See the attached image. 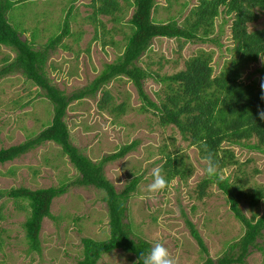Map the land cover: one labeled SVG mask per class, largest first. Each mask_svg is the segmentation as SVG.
Here are the masks:
<instances>
[{
	"label": "rangeland",
	"instance_id": "obj_1",
	"mask_svg": "<svg viewBox=\"0 0 264 264\" xmlns=\"http://www.w3.org/2000/svg\"><path fill=\"white\" fill-rule=\"evenodd\" d=\"M69 1L23 0L14 5L6 17L16 31H24L22 40L30 41L34 34L35 50H39L61 31L62 21L69 12ZM89 1H75L69 17V34L50 53L45 66L51 84L66 96L85 88L105 65L120 56L124 37L129 32L126 22L132 15V9H127L119 23L109 21L108 17H99L100 21L93 23L88 20L92 14ZM170 1L171 5L167 0H157L158 8L153 15L155 22L176 21L180 25L200 0ZM98 24H104L105 28L96 27ZM230 24L231 21L223 28L220 47L188 43L180 49V43L174 39L156 38L138 66L161 76H170L183 70L184 61L197 51L206 50L214 53L212 65L214 75H217L231 58ZM219 25H222V17L216 20V26ZM248 28L264 29V16ZM14 57L11 50L0 46V69L11 63ZM262 66V58L248 65L242 75L243 81L264 83V74L257 71ZM103 89L113 98L107 108L124 103L121 116L115 117L107 110H99L98 103L103 93L100 90L92 97L71 102L64 121L71 143L93 162L136 142L135 149L124 158L104 166L105 177L117 192L122 191L134 177L140 178L136 192L128 201L125 220L132 225L135 239L147 241L150 245L157 241L163 243L177 264H205L207 258L216 261L234 254L230 246L241 239L245 228L234 218L216 185H212L202 199H197L196 190L204 178L205 165L196 148L189 146V141L183 140L175 127L160 126L153 109L142 110V101L126 78L113 80ZM160 90V84L153 78L144 81V91L150 101L158 104ZM43 94L19 71L0 79V149L18 145L49 126L52 104ZM226 147L233 151L238 166L251 174V184L264 189V155L239 146ZM167 153L184 156L186 164L193 169L192 174L186 181L175 178L171 187L160 193H149L147 187L152 182L151 171L162 167ZM238 166L226 168L222 173L233 179L238 174ZM76 178L78 173L61 148L53 143H45L12 162L0 165L2 190L67 186L66 193L53 200L51 217L42 222L39 252L31 251L24 237L23 223L27 211L21 210L13 200L0 201V206L4 205V220L0 223V264H79L83 255V238L103 241L109 237L103 193L93 187L78 186L74 183ZM241 208L247 218L252 215L259 218L264 213V200L255 208L245 204ZM186 220L198 231L208 255L199 249ZM255 242L244 260L245 264H264V230ZM134 261L132 255L115 250L104 255L97 264H132Z\"/></svg>",
	"mask_w": 264,
	"mask_h": 264
},
{
	"label": "trees",
	"instance_id": "obj_2",
	"mask_svg": "<svg viewBox=\"0 0 264 264\" xmlns=\"http://www.w3.org/2000/svg\"><path fill=\"white\" fill-rule=\"evenodd\" d=\"M20 1L23 0H0V46L15 54L13 61L0 69V79L14 71L21 72L28 81L44 92V97L52 104V119L49 126L38 135L18 145L1 148L0 165L12 162L45 143H53L61 148L63 155L78 173L74 183L82 187H93L103 193L102 200L109 219V237L103 241L83 238V255L79 264H97L104 255L115 250L132 255L135 258L132 264H135L140 253H146L151 245L147 241L136 240L131 231L132 225L125 222L128 201L136 192L140 178L134 177L122 191L117 192L104 174V166L124 158L135 149L136 142L122 146L117 152L103 156L98 162L91 161L70 141L64 118L71 102L92 97L102 90L99 110H107L119 117L124 113V103L107 108L113 98L103 88L111 81L123 77L137 91L142 101V110L153 109L160 126L175 127L182 139L196 148L201 160L206 155V145L214 153L220 172L238 166L233 151L226 146H239L249 152L264 155V120L259 118L260 110H264V99L261 98L264 91L257 80L245 82L242 79L246 67L264 57V29L248 28L264 16V0H200L198 5L189 10L180 25L176 21L155 22L153 15L158 8L157 0H90L88 7L92 14L88 20L93 23H98L99 17H108L109 21L119 23L127 9L130 8L133 12L126 22L129 32L124 37L120 56L105 65L89 85L71 96H66L51 84L45 73V66L50 53L69 34V17L76 0L69 1V12L62 21L61 31L39 50H35L34 34L32 40H22L24 31L19 33L7 20L8 11ZM167 3L171 5L170 0ZM219 17H222V25L217 27L216 20ZM229 21L231 58L217 75H214L212 65L214 53L206 50L197 51L184 61L183 70L170 76H161L138 66L141 57L156 38L174 39L180 43V49L188 43L220 47L223 28ZM95 26L105 28L104 24ZM257 71L264 74V66ZM148 78H153L160 84L158 104L150 101L144 91V81ZM183 157L169 153L165 155L161 169L170 182L175 178L186 181L191 176L193 169ZM238 168V174L233 179L226 177L220 181L209 179L205 174L197 186V199L200 200L207 195L212 185H216L234 218L245 228L241 239L230 246L234 254L225 255L216 261L207 258L205 264H245L250 247L253 248L256 239L262 236L264 213L259 218L252 215L249 219L242 213L241 205L245 204L251 209L257 207L264 200V189L255 183L251 184V174L240 166ZM66 191L65 184L35 190L24 187L0 189V201L13 200L21 210L27 211L23 230L31 251H40L39 233L42 222L51 217L53 200ZM3 207L4 205L0 206V223L4 220ZM186 223L201 252L208 255L198 231L190 221L186 220Z\"/></svg>",
	"mask_w": 264,
	"mask_h": 264
},
{
	"label": "clouds",
	"instance_id": "obj_3",
	"mask_svg": "<svg viewBox=\"0 0 264 264\" xmlns=\"http://www.w3.org/2000/svg\"><path fill=\"white\" fill-rule=\"evenodd\" d=\"M261 58L264 60V57ZM261 89L264 91V83H261ZM261 98L264 99V96ZM259 118L264 120V110H260ZM204 151L206 155L202 157V163L205 165L203 172L209 179H217L220 181L226 179L225 175L219 170V166L214 159V153L206 145ZM151 176L152 182L148 185L147 191L152 194L169 189L171 184L174 183V181L170 182L165 178L160 167L153 168ZM135 264H177V260L163 243L157 241L151 244V247L146 253H140Z\"/></svg>",
	"mask_w": 264,
	"mask_h": 264
}]
</instances>
